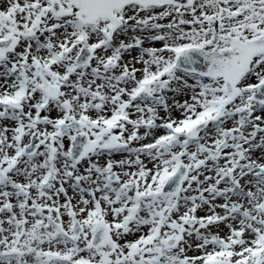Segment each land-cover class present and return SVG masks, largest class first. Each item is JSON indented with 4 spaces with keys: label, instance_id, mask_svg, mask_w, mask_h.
Wrapping results in <instances>:
<instances>
[{
    "label": "snow or ice",
    "instance_id": "snow-or-ice-1",
    "mask_svg": "<svg viewBox=\"0 0 264 264\" xmlns=\"http://www.w3.org/2000/svg\"><path fill=\"white\" fill-rule=\"evenodd\" d=\"M0 264H264V0H0Z\"/></svg>",
    "mask_w": 264,
    "mask_h": 264
}]
</instances>
